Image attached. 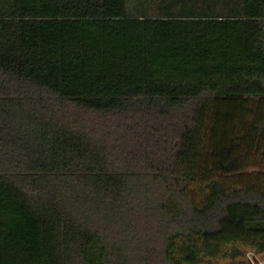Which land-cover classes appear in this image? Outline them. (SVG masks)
I'll return each mask as SVG.
<instances>
[{"label":"trees","instance_id":"obj_1","mask_svg":"<svg viewBox=\"0 0 264 264\" xmlns=\"http://www.w3.org/2000/svg\"><path fill=\"white\" fill-rule=\"evenodd\" d=\"M264 253V0H0V264Z\"/></svg>","mask_w":264,"mask_h":264},{"label":"rangeland","instance_id":"obj_2","mask_svg":"<svg viewBox=\"0 0 264 264\" xmlns=\"http://www.w3.org/2000/svg\"><path fill=\"white\" fill-rule=\"evenodd\" d=\"M200 264H264V253H255L253 249L242 247L239 255H231L228 251L226 257L207 258Z\"/></svg>","mask_w":264,"mask_h":264}]
</instances>
